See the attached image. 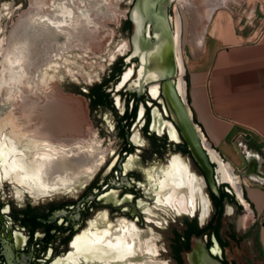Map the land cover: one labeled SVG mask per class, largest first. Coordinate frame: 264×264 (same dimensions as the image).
<instances>
[{
	"label": "flooded vegetation",
	"instance_id": "1",
	"mask_svg": "<svg viewBox=\"0 0 264 264\" xmlns=\"http://www.w3.org/2000/svg\"><path fill=\"white\" fill-rule=\"evenodd\" d=\"M62 1L67 3L68 0ZM74 1L80 3L83 0ZM184 1L187 0H152L148 2V5H152L151 13L137 15L134 13L137 0H115L117 4L121 3L125 7L120 14V20L123 31L128 33L127 40L125 43L116 44V52L107 77L81 93L93 111L100 112L101 108L115 111L118 106L121 108L120 113H116L121 144L117 151H108L111 158L104 167L101 168L103 165L99 153H88L90 158L98 156L94 170L78 177L76 184L71 185L58 176L50 183L45 174L47 171H40L39 168H42L44 162L55 160L52 156L46 155L47 158L39 153L33 159L34 148L20 149L17 146V150L13 152L11 149L0 159V264H60V257L63 256H82L93 264H166L153 260L154 257L161 256V253L157 254L154 245L160 235L154 234L146 225L160 229L168 221L174 223V217L186 218L179 231L170 230L168 250L174 263L177 250L187 243L188 250L178 252L183 264L186 261L185 254L193 246L191 240L200 239L214 260L220 264H236L235 259H226V251L230 244L238 247L241 243L239 232L242 216L237 222L234 221L238 219L237 216L234 217V222L228 219L225 225L222 224V218L241 215L243 208L239 193H229L222 185H217L216 194L208 189L202 180L201 171L169 119L161 96L162 82H148L140 89L136 80L137 71L141 70L144 60H139L133 55L139 53L149 61L150 54H156L159 49L160 57L168 66H172L174 85L177 84V78H181L180 85L183 84L184 75L178 64L182 38L178 6ZM157 6H161L159 14ZM38 9L37 5V13L34 12L37 15L40 14ZM97 15L90 14V21H97ZM46 17L49 16L41 20ZM54 18L52 17V20ZM137 35L138 39L135 41ZM68 48L70 46L66 49ZM5 59L7 60L6 54ZM1 65V69L6 68V65ZM12 81L16 82V77L12 80L10 77L5 84H12ZM7 107L9 106L0 104V116ZM138 131L148 142L149 149L145 150L149 151L152 159L143 167L139 166L136 156V152L139 153L137 150L145 145ZM15 134L16 132H13V135ZM22 141L26 143L28 139ZM46 145L40 147L45 149ZM50 147L55 148V145L51 142ZM176 156L184 160L191 177L201 179L208 211L203 220L200 217L203 208L198 193L194 194L193 210L191 213H185L179 210L178 197L169 204L166 194L160 196L156 192L157 181ZM18 158H21L18 163L19 170L11 166L14 159ZM219 169L217 168V171ZM17 172L21 173L18 179L26 180L29 186L18 184L14 180ZM216 179L218 183L226 181L219 171ZM2 183L9 189V194L3 191ZM186 201L189 203L188 198ZM216 203L220 206L217 207ZM167 211L172 212V218L167 216ZM103 215L106 217L104 220L101 219ZM119 225L126 228L122 234L123 238L117 236ZM103 228L108 229L105 243L112 236L105 245L97 242L83 244L78 239L88 235L89 230ZM188 230H199L201 233L198 236L191 235L186 240L184 233ZM136 233H139L137 237ZM117 237H120L122 242L114 247V243L118 242L115 241ZM135 241L140 244L139 253L127 249ZM70 250L73 252L69 253ZM247 260L249 259L244 258V264H248ZM259 262L264 264L260 259ZM255 263L254 257H251L249 264Z\"/></svg>",
	"mask_w": 264,
	"mask_h": 264
},
{
	"label": "rangeland",
	"instance_id": "2",
	"mask_svg": "<svg viewBox=\"0 0 264 264\" xmlns=\"http://www.w3.org/2000/svg\"><path fill=\"white\" fill-rule=\"evenodd\" d=\"M218 2H222V0H187L178 6L182 23L180 47L182 64L188 56V47L190 46L191 50L195 49L192 46V34L196 33L197 36L203 34L207 18ZM50 3L51 0H0V80L3 79L0 81V104L9 106L0 116V159L12 148L19 146L21 149L32 144L34 147L32 150L33 159L38 153H41L40 156L43 154L52 156L54 160L59 158L68 160V158L73 157L83 158L88 153L96 152L102 158V168L111 158L108 151H117L121 144L116 124V113H120L121 108L118 106L115 111L103 108L100 112L93 111L81 93L88 91L90 86L107 77L116 52V44L126 42L128 33L123 31L120 20V14L125 10V7L121 3L117 4L115 0H108L104 4V7L107 8L101 15L91 13V16L97 15L95 22H99V24L95 29L93 28L94 30L89 36L86 34L85 39L82 38L81 42L72 45L65 51L58 52L55 49L54 57L51 59L47 55L38 63L37 67L33 61L31 71H28V74H17L19 76L16 82L12 81V84H5L10 77L11 80L13 79L9 75L10 69L6 64L5 54L9 53L16 37L33 29L32 26L35 25L32 22L33 17L36 16L37 19L41 20L50 13ZM37 5L41 11L39 15L34 13ZM202 16L205 20L200 22ZM22 21L25 22L24 26H22ZM1 63L6 65V68L1 69ZM29 79L36 85H32V83L31 86L27 87ZM52 117L54 119L63 117L66 120L63 121L65 123L62 124V127L57 125L61 131H56L53 134L51 133L52 130L46 126L49 118ZM63 127L64 130H62ZM13 132H16L17 136L13 135ZM38 133L42 136H39ZM138 134L143 140L140 131ZM25 138L28 139L26 143L22 141ZM143 141L144 147L137 150L139 153L136 152L140 167L152 161L149 151H147L149 149L148 142L145 139ZM51 142L55 148L50 147ZM43 144L48 146H44L45 149H43L40 147ZM59 148H62L63 151ZM225 154L232 165L237 164L232 153L226 152ZM58 177L64 178L71 185H75L78 178L61 173H58ZM2 186L3 191L9 194V189L5 187L4 183ZM242 214L243 212L241 215L222 218V224L225 225L228 219L233 221L234 217L237 216L238 219L234 220L237 222L242 216L241 232H239L241 233V243L238 247L230 244L226 251V259L230 261L233 258L236 264H244V258L250 260L251 257H254L255 264H261L254 243L253 232H249V235L246 236L248 233L246 230L248 223L246 213ZM174 218V223L168 221L160 229L146 225L151 228L154 234L160 235L157 237L158 242L154 241V245L157 254L161 253V256L154 257L153 260L175 264L170 259L168 250L171 238L170 230L179 231L180 225L186 218ZM194 240H191V245H193ZM68 252L72 253L73 250ZM60 258V264H93L82 256L70 258L63 256ZM54 264H58V262H54ZM183 264H187L186 261Z\"/></svg>",
	"mask_w": 264,
	"mask_h": 264
},
{
	"label": "crops",
	"instance_id": "3",
	"mask_svg": "<svg viewBox=\"0 0 264 264\" xmlns=\"http://www.w3.org/2000/svg\"><path fill=\"white\" fill-rule=\"evenodd\" d=\"M199 36L183 61L184 98L208 149L238 181L231 189L264 263V0L218 2Z\"/></svg>",
	"mask_w": 264,
	"mask_h": 264
},
{
	"label": "bare ground",
	"instance_id": "4",
	"mask_svg": "<svg viewBox=\"0 0 264 264\" xmlns=\"http://www.w3.org/2000/svg\"><path fill=\"white\" fill-rule=\"evenodd\" d=\"M107 1L108 0H100V1L98 0H85L84 1L83 0L80 3H76L74 0H68L67 3L63 2L62 0L52 1L51 6H50V13L48 14L49 17H46L45 20L43 21L40 20L42 22H40L39 19H33V23L35 24L32 26L33 29L32 30L29 29L30 30V32L28 31L29 33L23 32V34L16 37L15 41L13 42V45L11 44L12 48H10L9 53H6V56L8 58L6 64L8 65L10 69L9 75L12 76V78L16 77L17 79V76H19L17 74H23V73L28 74V71H31V66H32L33 61H35L34 64L37 67L38 63H40V61L43 60V58L46 57L47 55L50 56L52 59L54 57V54L56 53V52L54 53L55 49L56 51L66 49L69 46L71 47L72 45L81 42V39L84 38L86 34L89 36V34L99 24V22L90 21V18H89L90 14L95 13V14L101 15V13L99 12L103 13V11L106 10L107 7L106 6L104 7L103 5L106 4ZM38 12L41 13L39 9H38ZM35 13H37L36 10H35ZM52 17H55L54 20H52ZM203 20H205V18L203 16L202 18L200 17V22H202ZM195 34L194 33L192 34V41L199 42L200 36H197V34L196 35ZM160 51L161 50L158 49V51H156V54L151 53L149 56V59L157 62L160 56ZM31 55L35 57L32 58ZM178 61H179L178 63L179 68L181 72L183 73L184 69H183L182 59L180 55L178 56ZM179 74H180V71H179ZM30 76L31 75H29V78H31ZM160 77L161 75L154 71L146 76L145 81H150V80L156 81ZM181 80H182L181 78H177V84L175 86H176V90L179 93V95L183 97L184 89L182 88L184 87L182 83L180 85ZM32 83L33 82H30V79H29L27 87L29 85L31 86ZM32 85H36V84L33 83ZM63 117H66V116H63ZM63 117H60V118L55 117L56 119H54L53 117H52L53 119L49 118L48 120L49 122L46 123V126L52 130L51 131L52 134L55 133L56 131L57 132L61 131V128L59 127H62V124L65 123L63 121H66L63 119ZM57 125H60V126L58 127ZM64 127L62 130L65 129ZM38 135L42 136L39 133ZM28 147L30 149L34 148L32 144H28ZM12 149L14 152L15 150H17V147L12 148ZM207 151L209 152L211 159L218 164V168H220L218 171L221 172L222 177L226 180L224 181L228 183L231 187L232 186L236 187L235 184L238 182L237 179L235 177L230 178V176L228 175L229 172L226 170L224 165H220L218 163V161L215 158L214 153L210 151L209 149H207ZM20 160L21 158L14 159V162L11 163V166L19 170L18 163ZM97 161H98V156H94L93 158H90L88 155H86V157H83V158L73 157L68 160L64 158H59L58 160H55L53 162L52 161L44 162V164H42V168L40 167L39 170L40 171L43 169L46 170L47 172H45V174L48 177L49 182L53 183L56 177L58 176V173L59 174L61 173L62 175L64 174L66 176L70 175L73 177L74 176L80 177V176H83L85 173L88 174L94 170ZM218 171L216 169V174H218ZM19 175H21V173L17 172L16 175L14 176V180L18 184L22 183L24 185L29 186L26 180L20 181L18 179ZM156 185L158 186V189L156 192L160 194V196H162L163 194H166L167 202L169 204H171V202H173V200H175V198L178 197L177 204H178L179 210L185 211V213H191V210H193L194 194L198 193L200 196L202 208H203L201 212V216H200L201 220H203V217L205 218V216L207 215L208 213V211H206L207 203L204 198L205 196L203 192L201 179L196 178L195 176L191 177L189 170L187 169L184 163V160L181 157L179 156L173 157V159L170 161L169 166H167L166 170L161 175ZM187 198L189 199V203L186 201ZM166 214L170 218L173 217V214L172 212L170 213V211H167ZM105 218H106L105 215L101 217L102 220H104ZM125 229L126 228L124 226L119 225L117 236L121 237ZM93 230L88 231L89 236L83 235V236L78 237L81 243L87 244V243L97 242V243L104 244L105 243L104 238H105V235L108 234V229L103 228L102 230H97V229H93ZM138 234L139 233H136L135 237H137ZM120 237L116 238L115 241H118V242L114 243L113 245L114 247L117 245H120V243L122 242ZM111 238L112 236L108 238V241H110ZM139 245H138V242L135 241L132 244H130L129 247H127V249H130L131 251H134L135 253H139V249H140Z\"/></svg>",
	"mask_w": 264,
	"mask_h": 264
},
{
	"label": "water",
	"instance_id": "5",
	"mask_svg": "<svg viewBox=\"0 0 264 264\" xmlns=\"http://www.w3.org/2000/svg\"><path fill=\"white\" fill-rule=\"evenodd\" d=\"M152 0H137L134 13L137 15H148L152 11V5H148V2ZM154 4V2H153ZM157 13L161 6H157ZM159 14V13H158ZM162 15V13H160ZM151 25H153L151 23ZM139 29L138 24L136 25ZM136 37V36H135ZM138 39V35L135 41ZM139 60L143 58L144 63L141 70L137 71L136 80L139 81V88L141 89L144 84L148 82H162L161 83V96L163 98L165 108L171 123L177 130L180 139L185 144L192 160L196 164L197 168L203 175V182L207 185L208 189L213 193H217V185H222L227 188L228 192H233L231 186L226 182H217L216 169L218 164L211 159L208 147L203 140L201 132L198 130L196 125L191 119L189 108L187 107L184 95L181 97L176 90V86L172 81V66H168L162 57L159 56L158 61L147 60L145 56L141 57V54L135 53L133 55ZM128 61V59H127ZM147 62H149L147 64ZM156 72L161 75L156 81H145L146 76L151 72ZM246 141L249 138L245 139ZM236 156L240 162L238 167H235L236 172H240L243 168V159L241 154L235 151ZM228 205V204H226ZM187 264H220L214 260L210 252L205 248L204 243L200 239H195L192 248L185 254ZM249 264V260H247Z\"/></svg>",
	"mask_w": 264,
	"mask_h": 264
},
{
	"label": "trees",
	"instance_id": "6",
	"mask_svg": "<svg viewBox=\"0 0 264 264\" xmlns=\"http://www.w3.org/2000/svg\"><path fill=\"white\" fill-rule=\"evenodd\" d=\"M215 205H216L217 207L220 206L218 203H216ZM200 233H201V231H199V230H197V231L188 230V231H186V232L184 233V236H185V239L188 240L189 237H190L191 235L198 236ZM182 250H183V251H187V250H188L187 243L185 244V246H184L182 249L177 250V252H176V257H175V259H176L175 263H176V264H182V262H181V260H180V258H179V256H178V252H179V251H182Z\"/></svg>",
	"mask_w": 264,
	"mask_h": 264
},
{
	"label": "snow or ice",
	"instance_id": "7",
	"mask_svg": "<svg viewBox=\"0 0 264 264\" xmlns=\"http://www.w3.org/2000/svg\"><path fill=\"white\" fill-rule=\"evenodd\" d=\"M4 210H5V211H7V209H4ZM78 239H79V238H78ZM73 246H74V247H76V245H75V244H74Z\"/></svg>",
	"mask_w": 264,
	"mask_h": 264
},
{
	"label": "built area",
	"instance_id": "8",
	"mask_svg": "<svg viewBox=\"0 0 264 264\" xmlns=\"http://www.w3.org/2000/svg\"><path fill=\"white\" fill-rule=\"evenodd\" d=\"M239 138H241V137L239 136Z\"/></svg>",
	"mask_w": 264,
	"mask_h": 264
}]
</instances>
